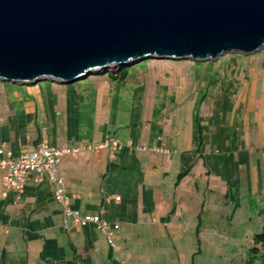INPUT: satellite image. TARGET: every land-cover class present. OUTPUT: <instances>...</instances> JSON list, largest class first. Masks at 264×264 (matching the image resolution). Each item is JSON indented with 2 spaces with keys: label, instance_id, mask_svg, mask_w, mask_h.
I'll return each mask as SVG.
<instances>
[{
  "label": "crops",
  "instance_id": "0c3cea01",
  "mask_svg": "<svg viewBox=\"0 0 264 264\" xmlns=\"http://www.w3.org/2000/svg\"><path fill=\"white\" fill-rule=\"evenodd\" d=\"M151 79L0 81V147L14 157L42 139L53 147L94 149L111 138L120 145L59 165L70 210L99 216L112 245L97 225L64 216L48 180L4 197L0 179V264H143L156 249L150 243L185 235L183 222L193 225L213 192L231 202V213L248 206L244 223L261 228L264 77H226L228 92L215 96Z\"/></svg>",
  "mask_w": 264,
  "mask_h": 264
},
{
  "label": "water",
  "instance_id": "95a60500",
  "mask_svg": "<svg viewBox=\"0 0 264 264\" xmlns=\"http://www.w3.org/2000/svg\"><path fill=\"white\" fill-rule=\"evenodd\" d=\"M264 48V0H0V81L71 84L147 59Z\"/></svg>",
  "mask_w": 264,
  "mask_h": 264
},
{
  "label": "rangeland",
  "instance_id": "374dc122",
  "mask_svg": "<svg viewBox=\"0 0 264 264\" xmlns=\"http://www.w3.org/2000/svg\"><path fill=\"white\" fill-rule=\"evenodd\" d=\"M163 60L147 59L140 62L128 61L119 65L114 64L96 70L86 77H107V74L119 69L134 67L129 77H152L151 81L158 82L159 86L165 88L174 90L176 88L175 92L184 91V89L188 93L199 90L206 92L208 88L210 96H215L219 92L220 94L228 92V88L220 84L226 77H236V79L264 77V48L256 55L228 53L213 62L167 59L164 60L165 63H159ZM139 65L141 67L137 68ZM214 78L216 79L213 80ZM41 84L45 85L48 82ZM262 87V84L259 85V92H262ZM231 207L229 200L220 194L218 196L214 192L210 193L208 197H205L206 211L197 213L196 218L193 219V225L190 226L188 221L183 222V225L187 226L185 235L178 239H163L150 243L151 246L156 247V252L152 250V257L143 264H250L248 254L251 248L249 242L252 237L250 236H253L255 230L258 231V225L256 224L254 228V225L252 227V224L244 223L245 219L242 216L246 218L249 215L248 206L243 207V210L238 211L237 214L231 213ZM235 215L238 218L230 224L229 221ZM216 223L220 224L219 228L216 227ZM234 235L240 237L236 239ZM148 245L147 243L145 246ZM252 264H263V262L258 259Z\"/></svg>",
  "mask_w": 264,
  "mask_h": 264
},
{
  "label": "built area",
  "instance_id": "2783aa9c",
  "mask_svg": "<svg viewBox=\"0 0 264 264\" xmlns=\"http://www.w3.org/2000/svg\"><path fill=\"white\" fill-rule=\"evenodd\" d=\"M119 147V142L114 138L94 147V149L79 146L53 147L47 139H42L33 151L19 157H14L12 153L5 152L4 148L0 147V179L5 188L2 195L5 197L10 189L20 194L26 184L37 186L48 180L54 186L55 199L62 206L66 218H72L75 225L95 224L105 232V225L99 216H80L77 212L70 210L69 196L63 189L65 175L59 170V165L65 159L77 158L83 151H100L107 148L114 154ZM153 151L162 152L158 149H153ZM116 199L119 200V197ZM114 228L117 229L118 225H115ZM106 235L109 244L112 245L111 234L107 232Z\"/></svg>",
  "mask_w": 264,
  "mask_h": 264
},
{
  "label": "trees",
  "instance_id": "16d2710c",
  "mask_svg": "<svg viewBox=\"0 0 264 264\" xmlns=\"http://www.w3.org/2000/svg\"><path fill=\"white\" fill-rule=\"evenodd\" d=\"M159 63H165V61L163 60V61H160ZM140 67H141L140 65L137 66V68H140ZM133 68L134 67L119 69L115 72H111L107 74V77H109L113 81L122 82L126 79V77L130 76V73ZM249 243L251 244L250 246L251 248H249L248 250L249 263L250 264L255 263V261L259 259L264 264V221L262 223L261 228L252 236V239Z\"/></svg>",
  "mask_w": 264,
  "mask_h": 264
},
{
  "label": "clouds",
  "instance_id": "9594fccd",
  "mask_svg": "<svg viewBox=\"0 0 264 264\" xmlns=\"http://www.w3.org/2000/svg\"><path fill=\"white\" fill-rule=\"evenodd\" d=\"M57 82H60V81H57Z\"/></svg>",
  "mask_w": 264,
  "mask_h": 264
}]
</instances>
